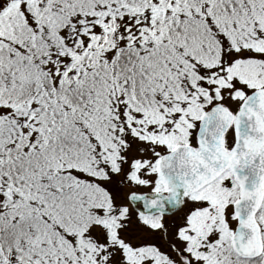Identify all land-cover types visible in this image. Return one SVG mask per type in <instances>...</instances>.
<instances>
[{
  "label": "snow or ice",
  "instance_id": "6c2138e0",
  "mask_svg": "<svg viewBox=\"0 0 264 264\" xmlns=\"http://www.w3.org/2000/svg\"><path fill=\"white\" fill-rule=\"evenodd\" d=\"M0 264H264V0H0Z\"/></svg>",
  "mask_w": 264,
  "mask_h": 264
}]
</instances>
